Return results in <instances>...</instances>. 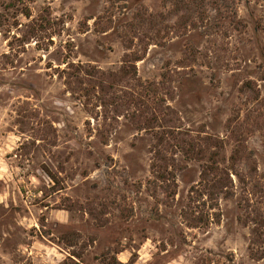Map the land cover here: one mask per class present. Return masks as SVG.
Masks as SVG:
<instances>
[{
	"label": "rangeland",
	"instance_id": "rangeland-1",
	"mask_svg": "<svg viewBox=\"0 0 264 264\" xmlns=\"http://www.w3.org/2000/svg\"><path fill=\"white\" fill-rule=\"evenodd\" d=\"M204 4L0 0V264H264L236 219L244 197L264 210V0ZM131 51L173 125L222 145L206 160L240 152L218 224L180 219L203 163L177 153L174 197L148 189L153 138L120 119L103 144L65 93L66 63L117 71Z\"/></svg>",
	"mask_w": 264,
	"mask_h": 264
},
{
	"label": "trees",
	"instance_id": "trees-1",
	"mask_svg": "<svg viewBox=\"0 0 264 264\" xmlns=\"http://www.w3.org/2000/svg\"><path fill=\"white\" fill-rule=\"evenodd\" d=\"M217 8L219 0H210ZM175 9L188 5L195 11L203 7L204 0H169ZM130 50V48H127ZM141 60L137 51L123 56L117 71H103L96 66L80 63H66L59 73L62 84L73 100L78 102L86 114L99 121L98 136L106 144L109 135L120 123H128L137 132L153 138L150 158L151 190L159 188L168 198L175 195L176 174L185 169L178 160V154L186 161L203 163L198 181L187 192L186 201L180 209V219L189 228H204L218 224L221 219L219 200L234 196L232 176L234 163L240 152L230 156V166H221L217 161L207 159L213 148H222L212 136L192 137L173 125L175 110L161 95L164 77L159 82H144L137 76L136 62ZM89 123V122H88ZM240 200L243 211L237 222L249 225V255L258 260L264 257V210L254 208L247 198ZM242 201V202H241ZM255 247V248H254Z\"/></svg>",
	"mask_w": 264,
	"mask_h": 264
}]
</instances>
